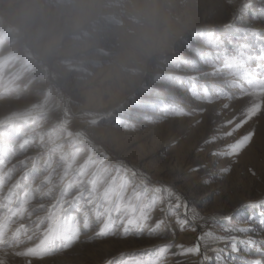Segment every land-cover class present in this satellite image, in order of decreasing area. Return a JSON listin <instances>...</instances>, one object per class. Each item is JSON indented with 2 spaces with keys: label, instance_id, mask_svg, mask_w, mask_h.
I'll return each instance as SVG.
<instances>
[{
  "label": "rangeland",
  "instance_id": "374dc122",
  "mask_svg": "<svg viewBox=\"0 0 264 264\" xmlns=\"http://www.w3.org/2000/svg\"><path fill=\"white\" fill-rule=\"evenodd\" d=\"M245 4L250 7L242 15ZM261 9L264 0H0V197L33 166L51 164L45 175L56 169L58 182L61 155L78 152L79 166L95 147L108 155L105 163H123L146 176L150 187L170 188L203 218L195 231L182 230L174 219L153 235L146 230L124 236L121 230L97 239L89 231L71 248L35 264H108L132 254L161 264H245L261 258L232 253L231 237L264 241V209L248 207L264 201V118L241 129L256 135L231 172L222 174L229 161L211 155L214 147L205 140L233 112L218 115L221 101L194 100L187 79L212 71L197 55L213 51L200 33L211 32L227 45L228 38L243 43L235 29H247L251 42L252 31L264 33ZM185 61L197 63L200 73L178 70ZM169 75L185 77L184 86L168 83ZM173 102L186 111H207L164 116L160 109ZM118 119L128 126H117ZM161 215L157 208L151 223ZM229 227L251 232L225 231ZM206 231L225 239L201 241L199 255L176 254L175 245L194 246ZM162 246H170L166 256L157 251Z\"/></svg>",
  "mask_w": 264,
  "mask_h": 264
},
{
  "label": "snow or ice",
  "instance_id": "6c2138e0",
  "mask_svg": "<svg viewBox=\"0 0 264 264\" xmlns=\"http://www.w3.org/2000/svg\"><path fill=\"white\" fill-rule=\"evenodd\" d=\"M249 7L248 4L244 5L242 15ZM260 14L264 16V9H261ZM228 27L232 29L233 26ZM235 32L243 33V43L239 42V38L236 42L228 38L226 45L211 32L200 33L204 37L203 42L213 51L197 55L212 71L187 77L192 82L190 94L194 100L208 105L221 101L218 115L228 109L233 112L205 140L206 145L214 147L211 155L229 161L221 169L222 174L231 172V164L238 162L239 156L256 135L254 129L245 130L243 134L241 129L258 118H264V33L252 31L254 39L249 42V30L236 28ZM184 63L186 67L178 70L200 73L197 63ZM201 78H215L222 83L200 85L197 81ZM166 79L170 84L184 86L185 77L169 75ZM155 95L158 99L161 96L159 91ZM160 111L164 116L184 117L202 116L207 109L202 108L199 113L190 112L173 102L164 104ZM116 123L117 126H128L119 119ZM78 155V152L71 157L61 155L62 167L59 168L63 171L58 175V182H54L56 169L45 175L51 164L44 169L33 166L32 173H25L7 197H0V264H12L13 260L20 264L43 262L46 257L71 248L82 234L89 231H94L97 239L118 235L121 230L124 236L143 235L146 230L149 235H153L166 231L171 219L182 230L191 227L195 231L196 222L203 219L194 208H189L181 195L170 188L162 185L150 187L146 176L123 163L117 166L105 163L109 157L103 150L92 147L88 158L79 166L76 164ZM137 178L140 179L139 185L134 183ZM204 182L210 183L208 180ZM38 198L41 201L38 207H30ZM45 200L49 203H43ZM248 207L264 209V201ZM157 208L162 215L155 223H151L152 213ZM26 219L31 223L25 224ZM223 220L230 221L231 217H224ZM260 223L264 224V211L260 213ZM13 225L16 227L13 228ZM225 231L246 235L251 229L229 227ZM223 239L206 231L199 236L194 246L175 245L176 254L199 255L201 241L207 245ZM169 248L162 246L157 251L160 256H166ZM240 251L261 257L245 261V264H264V241L232 236L231 252ZM108 264H161V261L132 254L111 260Z\"/></svg>",
  "mask_w": 264,
  "mask_h": 264
}]
</instances>
